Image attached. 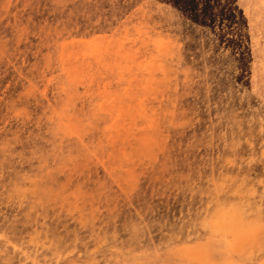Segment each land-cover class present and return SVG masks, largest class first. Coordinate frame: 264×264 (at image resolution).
Here are the masks:
<instances>
[{"label":"rangeland","instance_id":"1","mask_svg":"<svg viewBox=\"0 0 264 264\" xmlns=\"http://www.w3.org/2000/svg\"><path fill=\"white\" fill-rule=\"evenodd\" d=\"M0 264H264V0H0Z\"/></svg>","mask_w":264,"mask_h":264}]
</instances>
